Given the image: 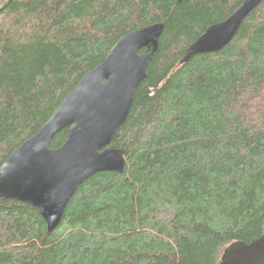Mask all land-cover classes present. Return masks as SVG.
Here are the masks:
<instances>
[{"label":"trees","instance_id":"obj_1","mask_svg":"<svg viewBox=\"0 0 264 264\" xmlns=\"http://www.w3.org/2000/svg\"><path fill=\"white\" fill-rule=\"evenodd\" d=\"M241 1L0 0V164L124 34L163 25L112 140L124 171L85 180L51 232L0 199V264H218L262 233L264 0L221 50L179 63Z\"/></svg>","mask_w":264,"mask_h":264},{"label":"water","instance_id":"obj_2","mask_svg":"<svg viewBox=\"0 0 264 264\" xmlns=\"http://www.w3.org/2000/svg\"><path fill=\"white\" fill-rule=\"evenodd\" d=\"M261 1L242 0L225 20L208 26L190 43L179 63L221 50ZM162 31L163 25L156 23L124 34L78 81L39 130L0 164V199L32 206L51 232L85 180L98 172L124 171L125 150L114 148L112 140L127 119L136 88L147 77ZM142 48L149 51L140 52ZM64 129L61 145L50 148ZM218 264H264V227L249 243L228 244Z\"/></svg>","mask_w":264,"mask_h":264}]
</instances>
